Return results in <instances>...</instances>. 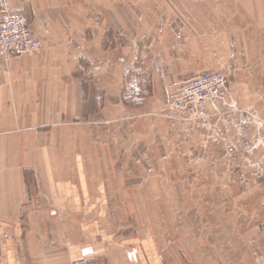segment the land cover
Returning a JSON list of instances; mask_svg holds the SVG:
<instances>
[{
	"label": "rangeland",
	"instance_id": "rangeland-1",
	"mask_svg": "<svg viewBox=\"0 0 264 264\" xmlns=\"http://www.w3.org/2000/svg\"><path fill=\"white\" fill-rule=\"evenodd\" d=\"M49 1L5 7L42 41L23 55L51 31L56 67L84 87L77 122L105 145L85 174L120 237L163 264H264V0ZM205 72L226 77L227 100L172 108L169 83Z\"/></svg>",
	"mask_w": 264,
	"mask_h": 264
},
{
	"label": "crops",
	"instance_id": "crops-1",
	"mask_svg": "<svg viewBox=\"0 0 264 264\" xmlns=\"http://www.w3.org/2000/svg\"><path fill=\"white\" fill-rule=\"evenodd\" d=\"M53 38L35 57L0 56V264H163L149 242L120 237L102 184L87 179V150H104V136L77 122L89 99L56 67Z\"/></svg>",
	"mask_w": 264,
	"mask_h": 264
},
{
	"label": "built area",
	"instance_id": "built-area-1",
	"mask_svg": "<svg viewBox=\"0 0 264 264\" xmlns=\"http://www.w3.org/2000/svg\"><path fill=\"white\" fill-rule=\"evenodd\" d=\"M43 44L21 11L0 8V56L6 60L23 54L33 55ZM168 102L172 108L184 111H204L217 108L229 96L226 77L220 72H205L169 83Z\"/></svg>",
	"mask_w": 264,
	"mask_h": 264
}]
</instances>
